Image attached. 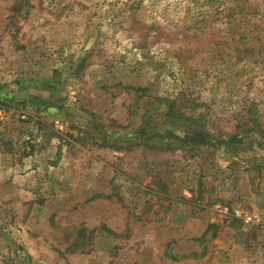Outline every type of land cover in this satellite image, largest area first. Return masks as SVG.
Masks as SVG:
<instances>
[{"label": "rangeland", "instance_id": "rangeland-1", "mask_svg": "<svg viewBox=\"0 0 264 264\" xmlns=\"http://www.w3.org/2000/svg\"><path fill=\"white\" fill-rule=\"evenodd\" d=\"M235 210L264 217V0H0V264H264Z\"/></svg>", "mask_w": 264, "mask_h": 264}, {"label": "trees", "instance_id": "trees-1", "mask_svg": "<svg viewBox=\"0 0 264 264\" xmlns=\"http://www.w3.org/2000/svg\"><path fill=\"white\" fill-rule=\"evenodd\" d=\"M222 9H223V11H227L228 12L227 14H224L225 23L228 26L233 25V26H239V27L243 28L242 24H244L246 22L242 21V18L244 17L243 16L244 14L240 15V18H238V14L241 12V7L238 4H235V5L229 4L228 6H226L225 8H222ZM229 17L232 18V19L229 20L228 19ZM251 18L254 19V22H251L250 19L248 20V22L250 21L254 28L259 27V26L262 25L261 24L262 22L260 21V18H255V16H252ZM246 24H248V23H246ZM243 30H244V28H243ZM260 31H261V29H258L256 34H255V36H252V37L255 38L256 40H261V38L258 36ZM248 33H251V32L244 30L242 32V34L240 35V37H242V39H243V42H246L248 40V37H247Z\"/></svg>", "mask_w": 264, "mask_h": 264}, {"label": "built area", "instance_id": "built-area-1", "mask_svg": "<svg viewBox=\"0 0 264 264\" xmlns=\"http://www.w3.org/2000/svg\"><path fill=\"white\" fill-rule=\"evenodd\" d=\"M236 217H242L243 221L246 223V224H255V226L259 225L261 230L263 231L264 233V217H254L252 215H246V216H241V212L239 210H235L234 211Z\"/></svg>", "mask_w": 264, "mask_h": 264}]
</instances>
